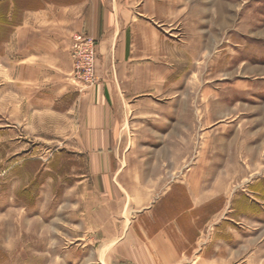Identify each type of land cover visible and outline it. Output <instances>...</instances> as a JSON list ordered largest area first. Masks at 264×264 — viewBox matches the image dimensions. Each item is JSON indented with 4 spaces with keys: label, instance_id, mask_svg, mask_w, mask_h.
I'll use <instances>...</instances> for the list:
<instances>
[{
    "label": "crops",
    "instance_id": "1",
    "mask_svg": "<svg viewBox=\"0 0 264 264\" xmlns=\"http://www.w3.org/2000/svg\"><path fill=\"white\" fill-rule=\"evenodd\" d=\"M7 3L0 17V112L5 124L65 125L63 138L87 158L86 176L101 196L92 224L96 262L104 252L105 264H262L254 230L238 214L214 211V194L199 189L192 171L140 168L129 158L138 154L135 117H145L139 109L173 86L179 40L170 30L186 2ZM77 34L98 43V80L86 90L73 77ZM20 232L30 236L21 253L36 252L35 230ZM27 256L19 264H30Z\"/></svg>",
    "mask_w": 264,
    "mask_h": 264
},
{
    "label": "rangeland",
    "instance_id": "2",
    "mask_svg": "<svg viewBox=\"0 0 264 264\" xmlns=\"http://www.w3.org/2000/svg\"><path fill=\"white\" fill-rule=\"evenodd\" d=\"M183 2L182 21L170 30L179 40L173 86L139 109L138 154L129 158L140 168L192 171L199 189L214 194V211L238 214L254 230L264 264V0ZM4 117L2 110L0 264L27 255L30 264H98L92 224L101 196L86 176L87 158L63 138L61 123L45 130ZM21 229L35 230L36 252L21 253L30 239Z\"/></svg>",
    "mask_w": 264,
    "mask_h": 264
},
{
    "label": "built area",
    "instance_id": "3",
    "mask_svg": "<svg viewBox=\"0 0 264 264\" xmlns=\"http://www.w3.org/2000/svg\"><path fill=\"white\" fill-rule=\"evenodd\" d=\"M74 64V79L86 90L97 83V59L98 43L94 37L86 34H77L73 37V44L70 50Z\"/></svg>",
    "mask_w": 264,
    "mask_h": 264
},
{
    "label": "bare ground",
    "instance_id": "4",
    "mask_svg": "<svg viewBox=\"0 0 264 264\" xmlns=\"http://www.w3.org/2000/svg\"><path fill=\"white\" fill-rule=\"evenodd\" d=\"M19 223V222H18Z\"/></svg>",
    "mask_w": 264,
    "mask_h": 264
}]
</instances>
